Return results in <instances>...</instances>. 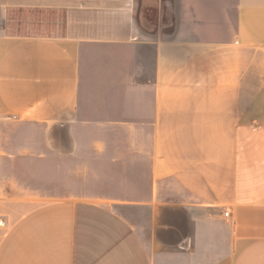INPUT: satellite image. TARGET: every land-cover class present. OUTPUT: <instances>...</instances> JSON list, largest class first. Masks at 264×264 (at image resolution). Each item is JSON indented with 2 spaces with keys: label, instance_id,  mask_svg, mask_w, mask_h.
Masks as SVG:
<instances>
[{
  "label": "crops",
  "instance_id": "1",
  "mask_svg": "<svg viewBox=\"0 0 264 264\" xmlns=\"http://www.w3.org/2000/svg\"><path fill=\"white\" fill-rule=\"evenodd\" d=\"M165 2L0 0V264H264V0Z\"/></svg>",
  "mask_w": 264,
  "mask_h": 264
},
{
  "label": "rangeland",
  "instance_id": "2",
  "mask_svg": "<svg viewBox=\"0 0 264 264\" xmlns=\"http://www.w3.org/2000/svg\"><path fill=\"white\" fill-rule=\"evenodd\" d=\"M170 2H165L164 7L166 8V17H170L171 15ZM17 168L20 170L19 174H21L20 177L17 178V180L20 182L19 184L21 185H24L26 187H41L43 189L56 190L57 193L51 194L55 196L70 197L77 195L74 191H72L74 185L76 184L75 179H72L70 177H60V173L58 171H50L48 172V175H45V168L42 164L38 165L29 162L18 163ZM49 195L43 194V196Z\"/></svg>",
  "mask_w": 264,
  "mask_h": 264
},
{
  "label": "built area",
  "instance_id": "3",
  "mask_svg": "<svg viewBox=\"0 0 264 264\" xmlns=\"http://www.w3.org/2000/svg\"><path fill=\"white\" fill-rule=\"evenodd\" d=\"M225 216H229V214H228V213H226V214H225ZM0 225H3V223H1V222H0Z\"/></svg>",
  "mask_w": 264,
  "mask_h": 264
}]
</instances>
